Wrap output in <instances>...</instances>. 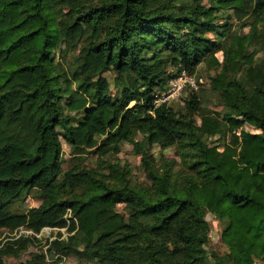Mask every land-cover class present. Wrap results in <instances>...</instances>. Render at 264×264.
<instances>
[{
	"label": "trees",
	"instance_id": "obj_1",
	"mask_svg": "<svg viewBox=\"0 0 264 264\" xmlns=\"http://www.w3.org/2000/svg\"><path fill=\"white\" fill-rule=\"evenodd\" d=\"M182 71L183 107H155ZM19 229L0 264H264V0H0V236Z\"/></svg>",
	"mask_w": 264,
	"mask_h": 264
},
{
	"label": "rangeland",
	"instance_id": "obj_2",
	"mask_svg": "<svg viewBox=\"0 0 264 264\" xmlns=\"http://www.w3.org/2000/svg\"><path fill=\"white\" fill-rule=\"evenodd\" d=\"M248 28H244V31L247 32ZM216 56L221 59V53L217 52ZM209 73V68L203 64L200 67H198L197 69V73L194 75V78L198 81V86L201 88H206L207 85V74ZM106 76L109 77L110 74L106 73ZM185 95L184 93H182V96ZM208 95V96H207ZM182 96H180L179 98H177L175 100V103L173 104L175 110H179L183 107V101H182ZM207 96V97H206ZM205 100L206 101V105L209 109H211L213 112L214 117L217 119L218 123L220 124V126L223 127H227V123L224 122V120H222V107L219 106L216 103V99L215 96L210 95V93H206L205 95ZM227 136L229 137V135L231 133H234L236 135H241L243 132L246 131H255V129L253 127H251L250 125H248L247 123L240 121L239 123L235 124L234 126L230 127L227 129ZM222 141V140H220ZM222 148L220 147V150ZM62 157L63 159L67 160L68 156H69V147L63 142L62 143ZM152 154L155 156V158L158 160L161 156H163L164 158H168V159H177L176 156L173 153L172 149H165L162 150L159 148V146L157 145V143H153L152 145ZM119 158L122 161H127L131 167L132 170V178L133 180H135L138 183H142L144 181V176L142 171L139 169V165H140V157L135 155L133 153L132 147L131 145H123L122 147V151L119 153ZM94 156H90L88 161L90 163H94ZM66 166V163L63 165ZM39 204V201L36 200L33 197H26L24 200L20 201V202H14L12 203V209L15 211H25L28 210L31 207H34L36 205ZM118 208L120 210L123 209L122 205H118ZM210 223H211V228H212V232H211V240H210V248L214 249V250H224L223 246L220 245V241H219V227L220 224L219 222H217L216 220H213L212 218L210 219ZM61 232H65L64 229H60ZM23 232V230L19 229L18 231H14L11 234L4 232L2 233V235L0 236V239H5V237H8V235H15L18 236L19 234H21ZM29 231H27L28 233ZM57 229H51V228H44L41 230L40 233L36 234L37 239L41 240V244L43 246V249H46V240L48 238H52L56 235ZM38 243V242H35ZM34 243V244H35ZM36 250V247L32 246L31 244L28 246L27 251L26 252H33ZM27 257V254H23L20 259H10L8 258L7 264H18L20 261H22L24 258ZM61 264H82L80 263L76 258L74 257H68L66 258ZM254 264H262L260 262H255Z\"/></svg>",
	"mask_w": 264,
	"mask_h": 264
},
{
	"label": "built area",
	"instance_id": "obj_3",
	"mask_svg": "<svg viewBox=\"0 0 264 264\" xmlns=\"http://www.w3.org/2000/svg\"><path fill=\"white\" fill-rule=\"evenodd\" d=\"M187 86L194 89L197 88L194 78L185 71H182L178 76L169 81L168 88L165 92L155 96L154 106L157 107L163 102L179 98Z\"/></svg>",
	"mask_w": 264,
	"mask_h": 264
}]
</instances>
